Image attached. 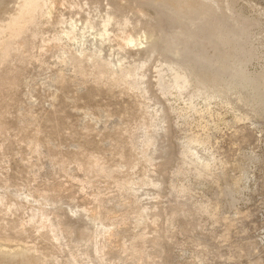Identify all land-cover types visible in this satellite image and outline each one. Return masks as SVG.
<instances>
[{"label":"rangeland","instance_id":"rangeland-1","mask_svg":"<svg viewBox=\"0 0 264 264\" xmlns=\"http://www.w3.org/2000/svg\"><path fill=\"white\" fill-rule=\"evenodd\" d=\"M18 2L0 264H264V0Z\"/></svg>","mask_w":264,"mask_h":264},{"label":"bare ground","instance_id":"bare-ground-1","mask_svg":"<svg viewBox=\"0 0 264 264\" xmlns=\"http://www.w3.org/2000/svg\"><path fill=\"white\" fill-rule=\"evenodd\" d=\"M53 3V2H52ZM60 3V2H59ZM61 4V3H60ZM24 5H26V0H19V2L16 4V7H15V12H19L22 8H23V6ZM7 22V23H6ZM5 23L7 24L6 25V28L8 27H11V26H13V25H15V23H16V20H15V16H10L9 18H8V20L6 21ZM2 25H4V24H2ZM2 26L0 25V28H1ZM5 28V27H4ZM13 28V27H12ZM2 29V28H1ZM4 31H6L7 32V30H3L2 31V35H3V33H4ZM138 38V37H137ZM122 40H124L125 41V43L123 44L124 46H127V45H131V44H134L135 43V41H134V39H133V37L131 36H127V37H124ZM137 44V43H136ZM135 46V45H134Z\"/></svg>","mask_w":264,"mask_h":264}]
</instances>
